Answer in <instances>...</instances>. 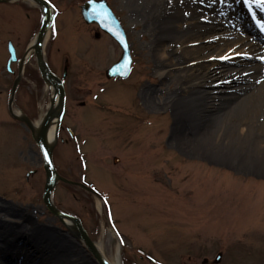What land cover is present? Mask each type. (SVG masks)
Masks as SVG:
<instances>
[{
  "label": "rangeland",
  "instance_id": "obj_1",
  "mask_svg": "<svg viewBox=\"0 0 264 264\" xmlns=\"http://www.w3.org/2000/svg\"><path fill=\"white\" fill-rule=\"evenodd\" d=\"M85 1L56 0L64 14L60 30L46 47L51 54L57 48L68 49L73 61L66 124L77 141L58 144L56 164L65 177L78 181L84 177L106 193L111 212L102 198L63 183L54 193L56 206L83 219L92 239L112 262H117L120 249L123 264H203L205 259L213 264L220 253L219 264H264V160L256 161L259 155L250 157L258 145L264 157V107L256 106L258 99L252 95L240 90L236 94V86L228 81L231 75L213 82L205 79L222 64L243 59V52L257 56L264 68V39L240 32L233 21L238 13L230 7L237 5L247 14L251 1L207 0L214 6L209 14L214 20L205 24L233 30L230 38L220 39L223 30H219L170 42L160 36L164 21L157 18L154 0H107L126 29L135 55L134 73L125 80L106 77L105 71L122 51L108 35L96 39L98 28L86 24L81 15L80 5ZM190 2L200 6V0ZM239 39L241 43H234ZM27 42L32 41L27 38ZM257 46L262 49H251ZM246 62L250 67L254 63ZM252 76L247 78L252 81ZM256 79L263 82L264 73ZM32 97L39 121L51 98L40 79L37 84L22 85L18 102L25 104ZM194 98L207 102L211 113L217 106L223 109L226 125L240 115L237 123L243 122L237 132L242 127L250 132L251 147L246 142V148L231 149L225 155L207 143L203 129H196L197 120L178 113L179 103ZM221 101L226 104H218ZM82 102L86 108L80 107ZM1 104L0 235L17 236L19 244L30 232L49 236L48 245L54 251L44 250L46 258L61 254L67 264H99L44 205L46 173L39 149L30 130L7 115L6 105ZM206 114L199 119L204 116L201 123L211 124L213 114ZM220 134L221 142L231 141V134ZM64 136L70 139L68 132ZM83 154L85 162L80 159ZM29 170L35 173L28 176ZM15 227L20 231H13ZM12 233L17 235L11 237ZM36 256L43 260L38 251Z\"/></svg>",
  "mask_w": 264,
  "mask_h": 264
},
{
  "label": "bare ground",
  "instance_id": "obj_2",
  "mask_svg": "<svg viewBox=\"0 0 264 264\" xmlns=\"http://www.w3.org/2000/svg\"><path fill=\"white\" fill-rule=\"evenodd\" d=\"M181 0H173V2H170V0H154L156 2V9L157 13L159 14L157 18L159 17L164 21L162 29H160V36L164 40H170V42H174L177 38H184L188 36H194V35H202L204 33L208 32H217L219 30H223L220 33V39L226 40L227 36L229 38L233 35L231 33H235L231 29H224L222 26H215L211 25L208 26L205 23L212 22L211 20H214L211 18L209 14L213 13L214 6H211L207 0H200L199 5L197 6L190 2V0H182L183 5L180 4ZM252 6L256 7L255 11H257L263 18H264V0H251ZM160 6L161 12H160ZM231 9L235 11V13H238V15L233 16V21L240 26L241 30L240 32H246L251 33L255 36H257L259 33H257L254 29V27H251L250 25H247V17L243 16V12L237 5H231ZM160 12V13H159ZM227 16V20L229 19V15ZM232 19V18H231ZM213 23V22H212ZM185 24L186 27H185ZM237 33V32H236ZM237 36L238 33H237ZM260 39V37H258ZM242 39L236 40L234 43L238 44L241 43ZM231 43L230 40L227 41V44ZM210 47V46H209ZM209 47H205L208 49ZM252 50L259 51L262 49V46L251 47ZM182 52H186L185 49H183ZM236 52H234L235 54ZM243 59H234L230 63L222 64L220 69L218 70H212L211 73L205 77L210 78V81L213 82L214 79L219 77H225L226 75H231L230 80H228L234 87L237 89L236 94L238 90L241 92H245L247 95H252L254 99H258L257 102L254 104L257 106V104H262L264 107V81L260 82L256 78H258L259 75H262L263 72V65L260 61L256 59L257 56L251 53L243 52ZM188 54V53H185ZM233 54V53H231ZM189 55V54H188ZM253 56L251 59L249 56ZM264 57V54L262 55ZM260 60V58H259ZM246 61H254V63L249 66L248 62ZM234 66V67H233ZM238 67V68H235ZM249 67V68H248ZM243 71V73H242ZM250 73H245L248 72ZM253 75L252 77L255 78L252 81L247 78L249 75ZM262 77V76H261ZM239 85V86H237ZM243 94V93H242ZM240 95V94H239ZM225 100V99H224ZM150 103V102H149ZM218 104L224 105L226 104L224 101L219 102ZM239 104L237 105V108H239ZM208 112L206 115L213 114V121L211 124H202L201 120L204 118V116L199 119V117L205 113ZM184 113L185 115H189L191 118H195L197 121L196 129L201 131L203 129L204 138H207V143L212 144L213 146L217 148H221L223 152H226L225 155H229L231 149L239 148L243 149L247 147V143L249 147L252 145V137L250 132L242 127L240 134L237 132V126H239L243 121L238 122L237 120L240 118V115L237 118H234L232 120V123L225 124V118L221 117V113H224L223 109H220L219 106H217L215 113H211V110L209 108V104L204 102L202 99L194 98L190 100H184V102L179 103L178 106V113ZM229 119L232 117V115H228ZM183 119V118H182ZM228 119V120H229ZM226 121V123L228 122ZM200 121V124H199ZM248 121V120H244ZM233 125V127H232ZM53 129V128H52ZM226 132L228 134H231L232 136H229L228 139L231 140L230 142H221V134ZM237 133V137H236ZM52 137V132L50 134V138ZM214 138L213 141H210L209 138ZM53 138V137H52ZM204 140V139H203ZM261 147L258 145L255 149L254 153L250 154V157L253 158L254 155H259L258 158H255L256 161H262L264 160L263 155H261ZM234 152V150L232 151ZM246 154V153H245ZM242 155V154H241ZM239 155V157H241ZM69 220H67V223ZM14 226V225H12ZM19 226V225H18ZM21 227V226H19ZM23 228V227H21ZM20 231L16 227L13 229V231ZM25 229V228H23ZM23 235L24 233H21ZM17 234L12 233L11 237H15ZM49 236H42L39 234L32 235L30 232V235L26 237L24 235V238L21 241V244L18 243L17 236L15 239L10 237H3L0 235V242L3 243V246H0V264H41L44 260L47 262L46 264H67V257H63V255L60 254V256L53 257L49 256L46 258V253L44 250H47L49 252L48 248H51L52 251L54 249L50 247L48 244L49 241L47 239ZM43 238V239H42ZM38 239H42V241H36ZM13 240V241H12ZM31 240V241H30ZM15 241V242H14ZM39 252V255L42 257V261L40 257L36 256V252ZM59 252V251H58ZM35 253V256H33ZM57 253V251H56ZM68 253V252H67ZM35 257H37L35 259ZM8 258V259H7ZM23 258V259H22ZM16 259H22L16 260ZM4 260L6 263H3ZM109 261V260H108ZM110 264H123V260L121 257V251L118 250V258L117 262L109 261Z\"/></svg>",
  "mask_w": 264,
  "mask_h": 264
},
{
  "label": "water",
  "instance_id": "obj_3",
  "mask_svg": "<svg viewBox=\"0 0 264 264\" xmlns=\"http://www.w3.org/2000/svg\"><path fill=\"white\" fill-rule=\"evenodd\" d=\"M0 1H7V0H0ZM42 3V2H41ZM44 4V3H42ZM44 10H45V20L42 27V30L39 34V38L36 45V50L39 56V62H40V68L43 73L44 79L49 82L50 84H53L56 87V96L59 94L60 96V102L59 106L57 108H52L45 117L43 121L42 128L40 129H34L33 128V137L38 143L45 162V170L47 173V186L44 194V201L49 208V210L59 217L62 221H64V218H68L73 222V226L69 227L71 231L74 233V235L79 239L84 241L85 245L87 246L88 250L94 255L96 260L99 262V264H110L107 262V260L103 257L102 253L99 251L98 247L95 245V243L90 239L89 235L83 228L81 221L78 218L69 216L67 214H64L60 212L57 208H55L51 202V193L57 183L58 180L67 181L66 179L62 178L56 171L53 160H52V154L53 149L55 146V143H51L48 136V128L53 121L55 117H58V128L57 133L59 131L63 111H64V102H65V93L63 89L62 82H58V78L55 77L50 69L47 67L46 63L43 61V55H42V43L43 39L45 37V34L47 33L50 25L52 24L53 19L50 17V10L47 7L46 4H44ZM82 13L85 18V20L88 23H94L98 22L101 27L109 32L111 35H113L121 44V46L124 48L123 57L120 60V62L117 64V66L114 69H111L108 71V76H117V75H123L126 76L129 72L130 67V50L129 46L127 45V40L125 36V32L123 28L121 27L120 23L108 7L105 0H91L83 5L82 7ZM55 103V102H54ZM24 121L28 122V124H31L28 119H23ZM221 259V255L218 257L216 262H219Z\"/></svg>",
  "mask_w": 264,
  "mask_h": 264
},
{
  "label": "flooded vegetation",
  "instance_id": "obj_4",
  "mask_svg": "<svg viewBox=\"0 0 264 264\" xmlns=\"http://www.w3.org/2000/svg\"><path fill=\"white\" fill-rule=\"evenodd\" d=\"M48 1H50L57 9L59 8L56 0ZM29 7L33 10L30 11ZM63 14V11L58 9L56 18L58 23L60 22V18ZM41 21L42 10L32 0L0 3V65L3 63V56H6L5 65H7L5 68L6 72H3L0 68V88L9 89L8 102L10 99V90L19 77L20 82L18 92L22 88V85H26L28 81H34L35 84L38 83V79L43 81L37 66V62H35L34 65L31 63V60L34 59V57L32 56L29 60L24 61V59H26L28 49L30 48V43H26V39L28 38V41L33 40L39 31ZM22 40L25 42V45H23ZM11 43L15 47V53L17 56L16 61L14 63L12 62L9 66V45ZM69 52L70 51L68 49L62 48H57V50L52 54L50 51L47 52V62L53 72L58 75H62L64 70L67 69L69 76L71 72V66L73 67V61L72 58L69 57ZM22 65L23 70L22 74H20ZM8 67H10V71H8ZM1 93L2 89H0V95ZM23 108L28 113V115H30L32 118H35L37 111L34 107H28L25 105Z\"/></svg>",
  "mask_w": 264,
  "mask_h": 264
}]
</instances>
